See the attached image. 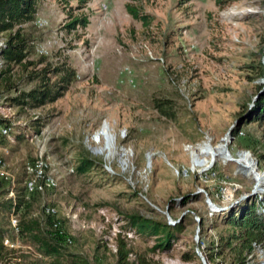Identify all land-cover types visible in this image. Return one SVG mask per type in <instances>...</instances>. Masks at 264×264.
Returning <instances> with one entry per match:
<instances>
[{"label": "rangeland", "instance_id": "rangeland-1", "mask_svg": "<svg viewBox=\"0 0 264 264\" xmlns=\"http://www.w3.org/2000/svg\"><path fill=\"white\" fill-rule=\"evenodd\" d=\"M70 14L89 22L67 31ZM34 23L36 54L29 58L45 52L51 64L63 62L78 76L56 100L25 111L0 95V115L11 118L14 131L28 130L0 145L14 176L0 183V203L13 197L10 190L16 196L25 165L41 154L55 183L34 193L29 211L42 219L43 207L55 208L67 250L116 264L123 237L131 259L143 253L162 264H204V244L225 228L219 218L211 227L214 212L264 193V124L242 120L264 82V0L224 7L213 0H40ZM155 97L170 98L176 118L161 114ZM38 116L35 131L29 124ZM206 145L212 153H201ZM86 150L99 162L78 172ZM134 212L181 219L182 230L168 249H153L155 236L129 225ZM20 213L0 208L3 236H15L10 215L19 223ZM18 235L16 252L35 257L20 225Z\"/></svg>", "mask_w": 264, "mask_h": 264}, {"label": "trees", "instance_id": "trees-1", "mask_svg": "<svg viewBox=\"0 0 264 264\" xmlns=\"http://www.w3.org/2000/svg\"><path fill=\"white\" fill-rule=\"evenodd\" d=\"M40 0H0V33H4L5 40L0 47V95L6 94L11 105L19 106L20 111L28 108H36L56 100L77 78L75 68L64 65L63 62L51 64L46 59V53L36 54L35 40L37 29L34 20L37 17ZM68 2L69 0H62ZM85 2L86 0H77ZM218 7H224L233 0H213ZM132 16L142 18L147 22V14H142L135 7L129 6ZM89 22L85 14H70L69 20L63 27L70 31L78 25L85 26ZM264 43V36H263ZM42 63L41 66H37ZM264 72L262 65L260 73ZM24 83H32L30 87L22 86ZM170 98H154V106L166 117L176 118V109ZM243 121H258L264 124V82L257 85V93L250 105L242 112ZM42 117L34 118L29 127L35 131L39 129ZM14 122L9 117L0 115V145L5 144L8 134H13L17 139L22 138L28 132L27 128L19 126L13 130ZM7 131L3 132L1 129ZM237 133L236 127L231 134ZM247 145H251L247 142ZM264 158V152L261 154ZM99 162L89 150L83 152L76 166L78 172H84ZM25 178L23 179V181ZM6 181L0 178V183ZM15 197H6L1 202L4 210L19 212L20 234L26 243H29L42 257H31L25 252H16L15 248L7 247L2 243L5 230L0 227V264H94L87 256L80 252H72L65 248L64 240L67 238L65 230L61 227L60 220L55 213L46 212L45 218L40 215H32L29 211L31 198L39 191L27 192L25 186H17ZM9 190L8 188L5 192ZM186 197V196H185ZM41 215V216H42ZM129 225L135 227L145 235L155 236L156 242L153 249H168L177 238V233L182 230L181 219L178 221L160 220L144 216L140 213H130ZM219 218L225 228L219 230L217 238H211L203 246V256L209 264H219L224 261L227 264H256L247 259L253 242L264 240V193L249 197L229 209H222L213 214L211 227H216ZM131 248L127 241L118 239L116 264H162L143 253H136L134 258L129 257ZM194 251L192 256L196 255ZM46 256L49 257L46 260ZM45 259H44V258ZM184 259L190 255L184 254ZM202 259V258H201Z\"/></svg>", "mask_w": 264, "mask_h": 264}, {"label": "built area", "instance_id": "built-area-1", "mask_svg": "<svg viewBox=\"0 0 264 264\" xmlns=\"http://www.w3.org/2000/svg\"><path fill=\"white\" fill-rule=\"evenodd\" d=\"M3 41L0 39V47L2 46ZM2 64V61L0 60V66ZM3 132H6L7 130L5 128L2 129ZM247 151L249 153V150H242V152ZM46 166V162L44 158L39 154L31 163H28L25 165V171H26V177L24 180V186L27 190V192L32 191H43L46 186L54 185L55 180L52 175H47L44 172V167ZM264 174V173H263ZM0 178L4 180H8L10 182L14 181L13 174L5 168V162L3 158L0 156ZM12 194V195H11ZM10 195L15 197V194L10 190ZM46 212L54 213L56 210L53 206L46 205L45 206ZM10 225L13 230V234L15 236L10 237L8 235H4L2 238V243L5 246L8 247H19L21 248L22 244L20 243L19 239V223L18 220L13 214L10 215ZM68 239V238H67ZM26 247L32 248L30 245H27ZM33 250V255L36 256H42V254L35 249ZM247 259L250 262L256 263V264H264V240L262 242H253L252 249L249 251L247 255Z\"/></svg>", "mask_w": 264, "mask_h": 264}, {"label": "bare ground", "instance_id": "bare-ground-1", "mask_svg": "<svg viewBox=\"0 0 264 264\" xmlns=\"http://www.w3.org/2000/svg\"><path fill=\"white\" fill-rule=\"evenodd\" d=\"M109 128L104 125L103 128L101 129V134L104 135V137L106 138L107 141V146H109L110 140H111V135L109 133ZM212 147H210L209 145H206L204 148H202L201 153H212ZM210 203V202H209Z\"/></svg>", "mask_w": 264, "mask_h": 264}, {"label": "water", "instance_id": "water-1", "mask_svg": "<svg viewBox=\"0 0 264 264\" xmlns=\"http://www.w3.org/2000/svg\"><path fill=\"white\" fill-rule=\"evenodd\" d=\"M211 203V202H210ZM202 256V259L204 261V264H209L208 261L205 259V257L202 255V253H199Z\"/></svg>", "mask_w": 264, "mask_h": 264}]
</instances>
